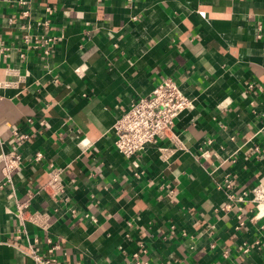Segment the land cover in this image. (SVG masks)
Masks as SVG:
<instances>
[{
  "label": "crops",
  "instance_id": "0c3cea01",
  "mask_svg": "<svg viewBox=\"0 0 264 264\" xmlns=\"http://www.w3.org/2000/svg\"><path fill=\"white\" fill-rule=\"evenodd\" d=\"M168 78L191 100L175 140L125 158L115 122ZM5 154L23 161L5 184L0 159V264H34L15 239L29 192L50 228L24 230L60 244L53 264H264V0H0Z\"/></svg>",
  "mask_w": 264,
  "mask_h": 264
},
{
  "label": "built area",
  "instance_id": "2783aa9c",
  "mask_svg": "<svg viewBox=\"0 0 264 264\" xmlns=\"http://www.w3.org/2000/svg\"><path fill=\"white\" fill-rule=\"evenodd\" d=\"M22 5H27L22 2ZM26 7V6H25ZM48 14H53L52 8H47ZM24 19L30 18V11L26 8L22 12ZM45 29H48L49 23L45 21L41 23ZM24 29L27 25L23 26ZM23 39L26 44H41L45 46V53L50 54V42L53 38L32 37L25 32ZM3 51L5 49H2ZM191 100L186 96L175 80L168 78L158 84L150 95L142 97L134 102L131 107L124 112L115 122L113 131L115 134V146L117 151L127 159H134L139 152L144 150L148 145L153 144L164 138L175 140L174 135L175 121L179 115L189 108ZM14 136L19 142H23L29 138L28 134L21 133L16 130ZM162 157H168L166 149H161ZM42 154L38 153L35 160L40 161ZM3 162V173L5 176V184L12 183V173L20 169L22 157L16 154H5L0 157ZM225 188L230 190L232 183L230 180L225 181ZM43 191L49 192L52 196L57 197L65 193V185L61 180V173L58 169L53 168L49 174V182L42 188ZM252 201L258 210H262L264 206V186L258 185L252 191ZM32 192H29V200L21 202L16 201V214L21 222V228L15 234L18 242H27L29 246V256L34 264H53L55 259L53 255L60 249V244L48 238L46 244L48 246L47 254L43 253L39 244L40 240L30 238L24 230L26 223H31L41 230L50 228L47 214L43 212H32L31 206ZM242 201V198L238 199ZM228 204L226 209H230ZM137 264H140L139 254L134 255Z\"/></svg>",
  "mask_w": 264,
  "mask_h": 264
}]
</instances>
